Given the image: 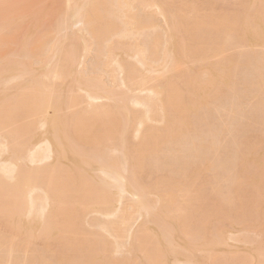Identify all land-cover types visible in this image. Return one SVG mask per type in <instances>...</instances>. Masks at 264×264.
Returning a JSON list of instances; mask_svg holds the SVG:
<instances>
[{
    "label": "bare ground",
    "instance_id": "obj_1",
    "mask_svg": "<svg viewBox=\"0 0 264 264\" xmlns=\"http://www.w3.org/2000/svg\"><path fill=\"white\" fill-rule=\"evenodd\" d=\"M45 1L0 0V264H216L214 253L222 246L229 247L228 228L237 226L236 222L238 226L242 224L234 217L225 218L221 206L229 204L238 209L237 213L242 211L252 167L263 175L260 171L264 168V139L246 138L242 144L236 137L233 142L236 130L243 125L241 118L237 122L235 115H230H239L236 105L241 100L235 97L238 103L230 101V111L227 109L224 115L230 117L225 118L223 113L225 123L220 120V127L212 128V118L210 125H200L198 129L193 119L201 117L202 109L213 103L216 106L222 92L220 99L226 98L223 89L231 88L241 99L238 95L242 91L238 89V93L235 84L238 74H234L237 65L242 67L240 54L236 64V57L225 54L224 49L228 50L230 40L234 43L236 36L240 42L244 39L264 44L263 0H254L252 5L255 1L257 5L245 10L242 17L224 12L223 18L217 20L220 16L213 14L211 7V16H197L193 0L187 8L175 5L180 0H50L48 4L54 8L49 13L51 5L47 12L39 7ZM151 8L156 10L150 11ZM158 16L163 17L166 27L157 23ZM250 17H255L253 22ZM249 18L251 21L245 23ZM72 20L82 27L72 32ZM259 28L260 34L256 30ZM205 33L209 37L218 35L216 38L222 42L213 43L211 35L208 39L212 43L206 44ZM224 33L227 38H220ZM233 35L235 40L231 39ZM127 39L131 41L128 43ZM12 44H17L16 49ZM91 52L95 54L88 56ZM244 53L243 56L249 55ZM86 54L95 55L93 60L84 59L89 66L82 61ZM259 56L260 60L257 54L249 58L258 59L257 71L253 70L257 72L256 83L253 81L256 92H252V87V96L264 92V53ZM214 57L219 59L213 61ZM81 64L84 68H80ZM154 72L158 75L151 76ZM105 75L110 77L109 83ZM121 85L147 93L133 94V90L124 87L120 90ZM103 98L113 102H94ZM85 102L87 105H83ZM259 102L254 103L258 104L256 108L264 110V96L261 106ZM230 118L237 123H229ZM249 121V125L254 123ZM228 123H233L235 132ZM259 125L264 127V120ZM229 131L235 135L226 141L227 136L223 137ZM204 133L205 138L201 137ZM224 141H230L229 149L233 142L235 153L222 152L227 149ZM219 151L227 153L223 157L226 161L231 159L228 155L234 154L232 162L227 165L223 158L212 159ZM174 159L180 160L177 168H173L178 166L173 164ZM221 161L224 165L220 168ZM40 162L45 164L36 165ZM144 165L151 175L158 172L155 169L167 170L168 175L146 183L140 174ZM259 178L253 179L255 187L252 185L246 192V199L250 191L253 193V197L249 195L251 200H245L251 206L247 205L251 219L243 221L246 230H257V237L261 238L264 177ZM226 180L231 182L227 188L223 183ZM206 182L218 198L209 206L204 201L211 196L205 197L202 191ZM126 193L136 200L128 197L125 202ZM197 209L203 214L201 231L193 232L188 223L191 212ZM93 212L103 217L87 220L86 216ZM136 217L153 225L148 226L142 219L140 232L131 234ZM85 224L96 228L87 240L83 237ZM126 233L136 240L127 248L125 242L123 245L119 241ZM245 234L238 240L252 247L245 246L243 264L245 260L264 264V240L255 242V237ZM41 238L46 243L43 251L33 245ZM137 244L145 256L142 258L147 259L145 263L134 253ZM196 253L203 256L199 254V258Z\"/></svg>",
    "mask_w": 264,
    "mask_h": 264
},
{
    "label": "rangeland",
    "instance_id": "obj_2",
    "mask_svg": "<svg viewBox=\"0 0 264 264\" xmlns=\"http://www.w3.org/2000/svg\"><path fill=\"white\" fill-rule=\"evenodd\" d=\"M49 1H50V0H46L45 2H43V3L39 6V7L42 6L41 9L44 7L42 10H43L44 12H47V9H49L48 7H50V5H51V9H49L47 13L51 12L52 9L54 8V6H53V8H52V4H48ZM194 1H196V2H194ZM208 1H209V3H208ZM240 1H241V2H240ZM248 1H249V2H248ZM253 1H254V0H243V1H242V0H218V1H217V0H216V1H215V0H212V2L214 3V5H212L211 0H193L192 5H193V7L197 10V11H196L197 16H201V15L204 14V13H207V15L210 14L209 16H211L212 14H211L210 12H208V10L212 11L211 8H213V9H214L213 11H215V12L212 11V13L215 14L216 16H220L219 18H216V20H217V19H221V18H223L222 16H224V15L226 14V13H225V14L222 15V13H224V12H227V14H230V15H232V13H233V14L235 13V14H236L235 16L242 17V14H243V13H244V15H245V14L249 11L250 8H253V7H251V6H253V5H255V4L257 3V2L255 1V4L252 5ZM185 2H186V3H185ZM187 2H188V3H187ZM191 2H192V0H180V1H178L175 5H176V6H182V5H183L185 8H187L188 6H190ZM205 2H207V3L205 4ZM46 3H47V5H45ZM210 3H211V5H209ZM263 3H264V0H263ZM43 4H44V5H43ZM192 5H191V6H192ZM256 5H257V4H256ZM46 6H47V7H46ZM183 6H182V7H183ZM207 6H208V8H209V7H211V8L208 9ZM202 7H203V8H202ZM244 7H246V9H245ZM241 8H242V9H241ZM153 9H155V8H151L150 11H152ZM237 9H238V10H237ZM155 10H156V9H155ZM155 10H154L153 12H155ZM239 10H240L242 13H241ZM245 10H246L247 12H246ZM231 11H233V12H231ZM243 11H244V12H243ZM156 12H157V11H156ZM237 12H239V13H237ZM200 14H201V15H200ZM219 14H220V15H219ZM240 15H241V16H240ZM202 16H204V15H202ZM216 16H215V17H216ZM232 16H234V15H232ZM232 16H231V17H232ZM158 17H159V18L157 19V20H158L157 23L160 21V22H159V25H160L161 27H162V26L166 27V23H165V20L163 19V17H162V16H158ZM229 17H230V16H228V18H229ZM231 17H230V18H231ZM213 18H214V15H213ZM250 18L252 19L253 17H250ZM250 18H249V19H246L247 21H245V19H244L245 23H248L249 20L251 21ZM254 18H255V17H254ZM254 18H253V20H252L251 22L254 21ZM211 19H212V18H211ZM213 20H215V19H213ZM72 21H74V23H73V22H70V23H69L70 26H71V28H69V29L72 30V32H73V29L76 31V30L79 29V27H82V26H81V23H77V24H78V25H77L75 20H72ZM244 21H243V22H244ZM71 24H72V25H71ZM164 27H163V28H164ZM209 28L212 29L211 27H209ZM209 28H208V29H209ZM70 30H69V31L66 30V31H67V32H70ZM256 30H257V32L259 33V31L261 30V28L256 29ZM202 31H204V29H203ZM205 31H208V30L206 29ZM205 31H204V32H205ZM216 31H217V30H216ZM210 32H211V30H210ZM213 32H214L213 34H218V33H215V31H213ZM217 32H218V31H217ZM70 33H71V32H70ZM201 33H202V32H201ZM211 33H212V32H211ZM260 33H262V30L260 31ZM260 33H259V34H260ZM205 34H206V33H205ZM209 34H210V33H209ZM219 34H220V33H219ZM219 34H218V35H219ZM221 34H223V33H221ZM206 35H207V36H206ZM206 35H204V36L206 37V40H207V43H206V40H205V37H204V40H205V43H206V44L212 43L213 40H211V39H214V40H215V41H213V43H214V42H215V43H216V42L218 43L219 41H221V39H219V41H218V39L216 38L218 35H216V37H214L215 35H212V34H211V35L213 36V38H211V35H210V37L208 36V34H206ZM225 35H226V34L224 33V35H221L220 38H223V37H224V38H225V37L227 38V36H225ZM201 36H203V34H202ZM234 36H236V35H233V38L231 37V39L235 40V39H234V38H235ZM87 37H88V35H87ZM237 37H238V36H236V40L239 41V38L237 39ZM201 38H202V37H201ZM208 38H211V39H208ZM218 38H219V37H218ZM226 38H225V39H226ZM240 38H241V37H240ZM128 40H129V39H127V41H128ZM210 40H211V41H210ZM228 40H229V39H228ZM236 40H235V41H236ZM240 40H241V39H240ZM130 41H131V40H129L128 43H129ZM202 41H203V40H202ZM208 41H209V43H208ZM225 41H226V40H224V42H225ZM230 41H231V42H230V46H231V47L229 46L228 50H227V47H225V49H224V50L226 51L225 54H227V55L230 54L234 59H235V57H236V59H235L236 64H237V62L239 61L240 64H241V66H242V67H240V66L237 65V68H238V69L234 67L235 69H237L236 71H235L234 68H233V71H235L234 74L236 73L235 75H237V74H238V75H241V76H239L240 78L238 77V75L236 76V77H237V78H236L237 80L235 81V82H236L235 84H237L236 87H238L236 90H237V92H238V89H239V91L241 90L242 93H243V90H245L246 93H243V94H245V95H243L242 93H241V95L239 94L238 96H241V99H240V98L237 97V95L234 94L235 92L232 91L231 88H229V89H231V90H229V89L226 88V89H227V90L225 89L226 91L223 89L224 93H225V92L227 93V94L225 93L226 95H224V97H226V98H223V97H222V99H220L221 96H223V92H222V95L220 94L219 98L217 99L219 102H218V101H215L216 106H215L214 103H213V104H211V105L209 106L210 108L208 107V109H210V110H208V109H204V110H203V109H202V110H201V111H202V114H200L201 117H197L199 121H198L197 119H195V118L193 119V121L195 122L196 127H198V126H200V125H207V126H208V124L210 125V123L213 122V127H212V128L214 129V126H215V125H216L217 127H220V126L222 125V124L219 125V123H220L219 121H220V120H221V121L223 120L222 118H224V117H225V118H226V117L229 118L231 114H232L233 117H234V115H235V117H236L235 119H237V122H238V121H241V119H242L241 124H243V125H240L241 127L239 126L238 130L241 131V130L246 129L247 127H249V128H248L247 131L244 132V133H242L243 131L239 132L238 130H236V129H234V128L232 129V125H233V123H234V124L237 123L236 120H233V119L230 118V121H228V120L226 119L229 123L235 121V122H233L231 125H230L229 123H228V124L231 126V130H233L234 132H235V130L237 131V133L235 132V134H237V135H235L234 132L229 131V132L226 133V134H228L229 136H228V135H224L225 137H223V138H226V136H227V139H226V141H227V140H229L230 138H232V137H230L231 134H232V136L235 135V139H234V140H233V138L231 139V140H233V142L236 141V137H237L238 140H242V141H240V143L243 144V142L245 141L246 138H247V139L250 138L251 140L261 139V138L264 139V138H263V137H264V127H263L262 125H259V124H261V121L264 120V118H263V117H264V116H263V114H264V110H263V109H259V108L257 107V108L260 110V111H259V110L256 108V105H258V104H257V103H256V105L254 104L255 102L260 101L261 104H260V102H259V104H260V106L262 105V100H263V96H264L263 93H264V92L261 93V95H258V94L256 95V94H255L254 96H252V94H254V93H252V92H256V90L254 91L255 87H253V84H254L253 81H255V83H256V79H257V74H256V73H257V72H256V71H257V70H256L257 68H256V67H257V66H256L255 63H257V62L255 61L256 58L250 60V59H251V56H252V58H253V56L256 57V54L258 55L259 60H260V57H261V56H259V55L261 54V52L264 53V51H263V50H264V44H259V42H257V43H250V42H248V41H246V40H244V39H243V41L241 40V42L239 41L240 44H238L239 42H238V43H235V41H234V43H232V40H230ZM221 42H222V41H221ZM228 42H229V41H228ZM217 43H216V44H217ZM231 43H232V45H231ZM241 43H242V44H241ZM244 43L246 44V46L244 45ZM13 44H14V43H13ZM13 44H12V45H13ZM227 44H228V43H227ZM251 44H252V45H251ZM12 45L10 46V49H11V50H13L14 48L16 49L17 44L13 45V46H15V47H13ZM210 45H214V44H210ZM241 45H242L243 47H241ZM247 45H248V46H247ZM238 46H239V47H238ZM12 47H13V49H12ZM251 49H252L253 51H251V53H249V51H250ZM248 50H249V51H248ZM81 51H82V53H83L84 49H81ZM242 51H243V53H242ZM255 51H256V52H255ZM257 51H258V52H257ZM92 52H93V50H92ZM92 52H91L89 55L86 54V56H87V55L90 56V55L92 54ZM237 52H239V53H237ZM244 52H246V54L249 53V55H244V56H245V57H244V56H243V54H245ZM259 52H260V54H259ZM82 53H80V55H81ZM235 53H236V54H235ZM93 54H95V52H94ZM93 54H92V55H93ZM239 54H240V55H239ZM241 54H242V56H241ZM238 55H239V58L241 57L239 60H238ZM86 56H84V57L82 58L83 64H85V66L88 65L89 61H88V63H85V62H86L89 58H90V60H93V58H94L95 55L92 56V57H88V56H87V58H86ZM234 56H235V57H234ZM247 56H248V57H247ZM242 57H243V58H242ZM258 57H257V58H258ZM91 58H92V59H91ZM245 58H247L248 60L246 61ZM249 58H250V59H249ZM84 59H87V60H84ZM218 59H219V57H214L212 60L215 61V60H218ZM241 59H242V60H241ZM236 60H238V61H236ZM240 60H241V61H240ZM243 60H244V62H243ZM253 60H254L255 62H254ZM256 60H258V59H256ZM133 61H135V59H133ZM245 61H246V62H245ZM248 61H250V65H251V63H252L255 67H254L253 65H251V66L248 65V66H247V64L249 63ZM252 61H253V62H252ZM90 62H91V61H90ZM239 62H238V64H239ZM241 62H243V63H241ZM245 63H246V65H245ZM258 63H259V62H258ZM83 64H81V66L79 65L80 68H82V66H83V68H84V65H83ZM86 64H87V65H86ZM243 64H244L245 66H244ZM89 65H90V63H89ZM89 65H88V66H89ZM257 65H258V64H257ZM79 66H78V67H79ZM243 67L246 68V69L249 68V73H247V72H248V69H247V70H246V69H243ZM252 67H253V69H252ZM255 68H256V69H255ZM240 69L245 70L246 74L250 75L249 78H250V77H251V78L249 79L248 76L244 74L245 72H243V70H240ZM250 69H251L252 71H251ZM254 69H255L256 71H253ZM239 70H240V72H239L240 74L238 73ZM233 71H232V72H233ZM252 72H254L255 75H254ZM155 73L158 75V72H154V73L151 74V76H152V75L154 76ZM241 73H242V74H241ZM156 74H155V75H156ZM243 74H244V75H243ZM253 75H254V77H253ZM105 76H106V75H105ZM244 76H246L247 79H245ZM263 76H264V75H263ZM107 77H109V76L107 75V76L105 77V78H106L105 81H107V82L109 83L111 79H110V77H109V79H108ZM242 77L245 79V82H242V80H244ZM252 78H253V79H252ZM254 78H256V79H254ZM234 79H235V78H234ZM238 79H239V80H238ZM240 79H242V80H240ZM262 79L264 80V78H262ZM246 80H247V81H246ZM249 80H252V81L248 82ZM237 81H238V82L241 81V83H237ZM243 83H244L245 85H244ZM233 84H234V83H233ZM235 84H234V85H235ZM242 84L244 85V88H242V87H243ZM250 84H251V86H250ZM240 85H241V86H240ZM247 85H248V88H247V87L245 88V86H247ZM255 85H256V84H255ZM255 85H254V86H255ZM122 87H124V88H123L124 90H127V91L130 90L129 88H126V89H125L126 86H124V85H121L119 89H120V90H123ZM232 87H233V86H232ZM236 87H235V88H236ZM250 87H251V88H250ZM252 87H253V89H252ZM112 88H113V87H112ZM133 88H134V87H132V89H131V90H133V92H131V90H130V92L133 93V94H135L136 91H137L136 94H138V95H141V93H142L143 95H144L145 93H147V92H145V93H144V92H139L138 90H135V89H133ZM235 88L233 87V89H235ZM241 88H242V89H241ZM251 89H252V92H251ZM257 89H258V86H257ZM263 89H264V88H263ZM228 90H229V91H228ZM259 90H260V89H259ZM227 91H228L229 93H228ZM230 91H231V92H230ZM241 91H240V92H241ZM247 91H248V92H247ZM257 91H258V90H257ZM200 92H201V91H200ZM240 92H238V93H240ZM250 92H251L252 94H251ZM260 92H261V91H260ZM82 93H83V92H82ZM238 93H237V94H238ZM248 93H249V94H248ZM258 93H259V92H258ZM83 94H84V93H83ZM228 94H229V95H228ZM230 94H232V95H230ZM246 95H247V97L245 98ZM249 95H251V97H249ZM227 96H228V97H227ZM230 96H231V99L229 98ZM242 96H243V98H242ZM255 96H256V97H255ZM233 97L237 98V101H240V100H241V101L238 103ZM254 97H255V98H254ZM250 98H251V99H250ZM256 98H257V100H255ZM223 99H224V100H223ZM226 99H227V101H226ZM228 99H229V100H228ZM238 99H239V100H238ZM243 99H244V100H243ZM246 99H249V100H246ZM233 100H234V101H233ZM253 100H255V101H253ZM96 101H97V102H96ZM96 101H94V102H95V103H99V104H101L100 102H102V104H104V103L106 104L107 102H108V103H112V102H113V101L110 102L111 100H109V99L107 100V99H105V98H103V100H102V99H99V100L97 99ZM106 101H107V102H106ZM223 101H224V102H223ZM225 101H226V102L229 101L228 103H230V101L237 102L238 104L235 103V104H237V105H236L237 107H236V106H235V107H236V111H239V112H240V113L238 112V114H239L240 116L237 115V113H230L229 117H228V116H224V115H226V113H227V109L229 110V108H231V107H230V106H231V103L228 105V103L226 104ZM90 102H91V101H90ZM92 102H93V101H92ZM241 102L244 103V104H242ZM219 103H220L221 105H223V107L220 106ZM222 103H224V104H222ZM240 103H241V104H240ZM245 103H247L248 105L245 104ZM251 103H252V105H251ZM239 104H240L241 106H239ZM253 104H254L255 106H253ZM83 105H87V102L83 103ZM217 105H218V106H217ZM242 105H244V109H243ZM246 105H247V106H246ZM211 106H212L213 108L216 107V109L214 108L215 112L213 111V108H212ZM224 106H226V107H224ZM248 106H253V108H252V107H248ZM220 107H221V108H220ZM228 107H229V108H228ZM232 107H234V104H232ZM235 107H234V108H235ZM240 107H241V108H240ZM246 107H247V108H246ZM234 108H233V110H234ZM245 108H246V112H245ZM254 108H256V109H255L256 111L254 110ZM262 108H263V106H262ZM211 109H212V110H211ZM220 109H221V110L223 109V110L221 111ZM242 109H243V110H242ZM250 109H251V110H250ZM216 110H217V111H216ZM247 110H248V111H247ZM252 110L255 111V113H254ZM257 110H258V113H257ZM262 110H263V111H262ZM211 111H212L213 114L211 113ZM218 111L221 112V113L219 112L220 115L217 113ZM223 111H224V112H223ZM229 111H230V110H229ZM203 112H204V113L206 112V114H207V113H208V114L205 115ZM234 112H235V111H234ZM250 112H251V113L253 112V113L251 114ZM259 112H261V113H259ZM200 113H201V112H200ZM216 113H217V114H216ZM223 113H224V114H223ZM246 113H247V114H246ZM222 114H223L224 117L221 116ZM228 114H229V113H228ZM228 114H227V115H228ZM259 114H260V115H259ZM251 115H252V116H251ZM261 115H262V117H261ZM205 116H207V119L205 118ZM209 116H210V118H209ZM213 116H214V117H213ZM220 116H221V119H220ZM232 116H231V117H232ZM237 116H238V117H237ZM203 117H204V118H203ZM242 117H243V118H242ZM212 118H213V119H212ZM214 118H216V122H214V121H215ZM240 118H241V119H240ZM245 118H247L248 120L245 119ZM201 119H202V120H201ZM211 119H212V120H211ZM250 119L252 120V123L254 122L252 125H249V123L251 122V121H249ZM261 119H262V120H261ZM195 120H196V121H195ZM200 120H201V122H200ZM210 120H211L212 122H211ZM217 120H218V121H217ZM226 120H225V121H226ZM231 120H233V121H231ZM253 120H254V121H253ZM259 120H260V121H259ZM255 121H256V123H255ZM159 122H160V124H159ZM203 122H204V123H203ZM205 122H206V124H205ZM217 122H218V123H217ZM222 122H224V121H222ZM156 123H157L158 125H161V124H162L161 121H154V124H156ZM198 123H199V124H198ZM201 123H202V124H201ZM207 123H208V124H207ZM224 123H225V122H224ZM257 123H258V124H257ZM157 124H156V125H157ZM238 124H239V123H238ZM211 125H212V124H211ZM207 126H206V127H207ZM216 126H215V127H216ZM234 126H235V125H234ZM234 126H233V127H234ZM236 126H237V125H236ZM245 126H247V127L244 128ZM250 126H251V127H250ZM217 127H216V128H217ZM258 127H259V128H258ZM208 128H209V129H208ZM208 128H207V129L210 130L211 127L209 126ZM198 129H199V127H198ZM198 129H197L196 134H198ZM201 129H202V128H201ZM203 129H204V128H203ZM207 129H206V130H207ZM261 129L263 130V133H262V130H261ZM206 130H205V131H206ZM229 130H230V128H229ZM252 130H253V131H252ZM225 131H228V130H225ZM225 131H224V132H225ZM206 132L210 134V131H206ZM201 133H203V132H201ZM229 133H230V134H229ZM223 134H224V133H223ZM252 134H253V135H252ZM203 135L207 136V134L204 133V134L201 135V137H202ZM240 135H241V136H240ZM260 135H261V137H260ZM239 136H240V137H239ZM233 137H234V136H233ZM203 138H205V137L203 136ZM241 138H242V139H241ZM223 140H224V139H223ZM223 140H222V141H223ZM238 140H237V141H238ZM226 141H224V143H225ZM262 141H263V142H262V149H263V148H264V140H262ZM229 142H230V141H229ZM229 142H226V143H225V144H227V145H226V148H227L228 150L226 149V151H225V148L222 147V148H224L222 152H227V153H228V151H229L228 154H230V152H231V153H232V152L235 153V152H234V151H235V150H234L235 147L233 146V142H232V147H233V148L231 147V149H229V148H230L229 145L231 144V143L229 144ZM225 144L222 143V145H225ZM238 144H239V143H238ZM234 145L236 146V144H234ZM230 146H231V145H230ZM241 147L243 148V146H241ZM222 152L220 153V151H219V152H217V154H213L212 159L215 158V160H216V159L218 160V159H220V158L222 159L223 157H225L227 153L225 154V153H222ZM182 153H183V152H182ZM184 153H185V152H184ZM219 153L221 154V157H220ZM215 155H216V156L218 155V157H216ZM222 155H223V156H222ZM224 155H225V156H224ZM231 155H232V154H231ZM231 155H228V156H230L231 159L233 160L232 157H233L234 154H233L232 156H231ZM263 155H264V152H263ZM228 156H227V157H228ZM210 157H211V156H210ZM221 159H220V160H221ZM225 159L227 160V158H225ZM225 159L223 158V160H225ZM231 159H230V160H231ZM146 160H147V159H146ZM226 160L224 161V164H225V162H227V165H228V164H230V162H232V160L230 161L229 158H228V161H226ZM47 161H48V163H49V160H47ZM51 161H52V159H50V162H51ZM172 161H173V160H172ZM44 162L47 164L46 161H44ZM44 162H43V163L40 162V163H38V164H36V165H40V164H41V165H44V164H45ZM129 162H130V161H129ZM175 162L177 163L178 166H176V167L173 166V168H177V167H179V165H180V160H178V159H174V161H173V164H174V165H175ZM218 162H219V161H218ZM224 164H223V161H221V165L219 164V165H220V168H221V166L224 165ZM263 164H264V162L262 163V165H263ZM217 165H218V164H217ZM219 165H218V166H219ZM227 165H226V168H227ZM144 167H145V165H144ZM160 167H161V166H160ZM160 167H159V168H160ZM162 167H164V166H162ZM171 167H172V166H171ZM171 167H170V168H171ZM222 167H223V166H222ZM224 167H225V166H224ZM165 168H166V167H165ZM170 168H169V169H170ZM173 168H172V170H173ZM226 168H225V169H226ZM145 169H146V167L143 168V172L141 171L140 174L142 175V173H143V175H142L141 177H142V179H144V181H145L146 183H147V182H153L154 179H155L157 176H159V175H160V176H161V175H166L167 172H168L167 170H163V171H162V170H160V169H159V170H158V169H155V170L158 171V172H153V173H152L153 175H151V173H148ZM161 169H162V168H161ZM255 169H256L255 167H252L253 172L251 171L252 173H250V174H251V176H250V180H251V181L249 182V183H250V184H249V188H250V189L252 188V187H251L252 185L254 186L253 182H255L254 180H256L257 177H258V178L260 177L259 179H263V177H264V170H263L264 168L262 169V171H260V172H263V173H262V174H263L262 176H261V174L259 173V171L256 172ZM147 170H149V169H147ZM172 170L169 171V172H173ZM150 171H152V169L149 170V172H150ZM164 171H166V172H164ZM219 171H221V170H219ZM221 172H222V171H221ZM94 173H95V171H94ZM222 173H223V172H222ZM222 173H220V174L222 175ZM225 173H226V172H224V174H225ZM250 174H249V175H250ZM257 174H260V175H257ZM150 175H151V176H150ZM167 175H168V174H167ZM208 175H209V174H207V176L205 175V177L207 178ZM143 177H144V178H143ZM145 178H147V179H145ZM150 178H151V179H150ZM157 178H158V177H157ZM157 178H156V179H157ZM251 178H252V179H251ZM142 179H141V180H142ZM253 179H254V180H253ZM152 180H153V181H152ZM260 181H261V180H260ZM228 182H230V181H228V180H226L225 182L223 181V183H225V184H224V187H225V188H227L228 185H231V182H230V184H227ZM206 183H207V182H206ZM206 183L204 184V186L202 185V186H203V187H202V191H203V190L205 191V194H204L205 197L208 196V195L211 196V197H208L209 199L206 197V198H205L206 200L204 201L205 203L208 202V203H207V204H208L207 206H209V204H212L214 201H217L218 198H216V195H217V194H216L215 192H213L212 190H210V189H208V188L206 187V186H209V187H210V185L208 184L209 182H208L207 184H206ZM226 184H227V186H226ZM232 186H233V185H232ZM224 187H223V189H224ZM229 187H231V186H229ZM234 187H235V185H234ZM234 187H233V188H234ZM254 187H255V186H254ZM254 187H253V188H254ZM210 188H211V187H210ZM249 188H248L247 186H245L246 192H247V190H250ZM245 189H244V190H245ZM254 190H256V189L254 188ZM223 191H224V190H223ZM225 191H228V189L225 190ZM246 192L244 191L245 194H244V193H243L244 195L242 194V195H243V200H244V202H245L243 206H244L245 208H244L243 206L241 207V209H242L243 212H242L241 210H239V211H240L239 213L241 214V216H240L239 213H237V212H238V211H237L238 209L233 208V206H230L229 204H222V206H221L222 208L224 207V210L221 208L220 211L222 210L221 212H223V215H225V218L228 217V218L233 219V217H234V220H236V219H237V220H238V219L241 220V221H242V224H241L240 226H238V222H236V223H237V224H236L237 226L234 225L233 228H231V229L228 228L227 231H228L229 233L227 232V236L229 237V240H228L229 247H227V245H228V244H227V245H225V246H222L220 249H218L220 252L217 250L218 252H216V254L214 253V255L216 256V257H215V258H216V264H243V259H244V257L246 256V255H245L246 252H245L244 254H243V252H244V251H247V250H244V249H245L246 247L249 248L250 245L247 244L246 242H243V241L241 242L240 240H238V236L241 238V237L243 236V234H245V233L247 232L244 236H250V237H252L251 239H254L253 237H255V242H257V241L259 242V240H257V239H259L260 237H257V236L260 235V234H259V232H258L257 230H255L256 233H255L254 230H252V231H251V230H246L247 227L245 226L246 223H245L244 221H246V220L249 221L248 219H251V218H250L251 216H250V214H249V213H250L249 211L251 210V209H249V208H250L251 206L248 205V203H246L245 200L250 199V198L253 197V195H252L253 193H251V191H250V192H249V195L251 194L250 196H252V197H249V195H248V197H247V199H246V198H245ZM255 192H256V191H255ZM203 193H204V192H203ZM207 194H208V195H207ZM247 194H248V193H247ZM124 195L127 196V198L124 197V200H125V199L127 200L128 197H129V200H133V201H134V199L136 200V198H135L134 196H132L131 194H129V193H126V194H124ZM214 195H215V196H214ZM235 195H236V194H235ZM254 195H255V193H254ZM213 196H214V197H213ZM130 198H132V199H130ZM213 198H214V199H213ZM244 198H245V199H244ZM211 199H212V200H211ZM126 200H125V202H128V201H129V200H127V201H126ZM250 200H251V199H250ZM247 201H248V200H247ZM247 205L250 206V207L247 208ZM231 208H233V209H231ZM234 209H235V211H234ZM247 209H249L248 212H247V215H244V214H246V213H244V211L247 210ZM230 210H232V211H230ZM224 212H226V213H224ZM232 212H233V214H232ZM191 213H192L191 219H189V223H188V221H187V223L190 224V227H191L190 229H191V231H193V232H194V231H198V232H199V231H201V229H200L201 224H200V223H202L201 220H202V218H203V214L201 215L202 211H200V209H199V210L197 209V210H193ZM234 214H236V215H234ZM200 215L202 216L201 220H200ZM232 215H233V216H232ZM96 216H98V217H96ZM99 216H100V217H99ZM238 216H240V217L238 218ZM243 216H245V217H243ZM248 216H249V217H248ZM101 217H103V216H101L99 213H96V212H93V213H91V214L89 213V215L86 216L87 220H90V219H93V218H101ZM242 217H243V218H242ZM137 218H138V217H136V221L133 220V226H132V229L129 227L130 230H131V231H130L131 234H133L134 231H135L136 234H138V233L140 232V229L142 228V227H140V226H142V224H143V223H141V221H142L143 218H141V217L138 218V219H137ZM245 219H246V220H245ZM139 220H140V221H139ZM243 220H244V221H243ZM143 221H144V219H143ZM239 222H240V221H239ZM134 223H135V224H134ZM144 223H148V226H152V225H153V223H152V222L150 223L149 221H148V222H145V221H144ZM243 223H245V224H243ZM146 226H147V225H146ZM187 226H188V228H189V225H187ZM84 227H85V228H84V232H83V233H84V234H83V237H84V239L87 240V238L93 236V234H92L93 232H92V231H95L94 229H96V228H93V226H91V225H89V224H85ZM137 227H138V230H136ZM196 227H197V228H196ZM194 228H196V229H194ZM133 229H134V230H133ZM137 231H138V232H137ZM91 232H92V233H91ZM248 232H249V233H248ZM257 232H258V233H257ZM250 233H251L252 236L250 235ZM91 234H92V235H91ZM136 234H135V235H136ZM107 235H108V234H107ZM229 235H230V236H229ZM241 235H242V236H241ZM34 236H37V235H34ZM126 236H127V237H126ZM261 236H262V235H261ZM182 237H183V236H182ZM232 237H234L233 240H232V239L230 240V238H232ZM130 239H131V241H130ZM261 239L264 240V237L262 236V237L260 238V241H262ZM88 240H89V239H88ZM127 240H128L129 242H128ZM132 240L134 241V235L131 236V237H129V236L127 235V233H126L125 237L119 238V241H120L122 244L125 242V247H126V248H127V245H130V244H128V243H130V242L132 243V242H133ZM236 240H237V241H236ZM256 240H257V241H256ZM126 241H127V242H126ZM177 241H178L179 243H181L180 241H182V240H178V238H177ZM239 241H240L241 243H240ZM43 242H45L43 238H41V239H39V240L37 239V240L34 241V244H33V245H35V246L37 245L36 247H38L39 251H41L42 249L45 250V246H46L45 244H46V243H43ZM134 242H136V240H135ZM35 243H36V244H35ZM244 243H245V245H244ZM134 244H135V243H134ZM233 244H234L235 246H234ZM123 245H124V244H123ZM138 245H139V244H137V246H136L137 248H136V249L139 251ZM232 245H233V247H231ZM236 245H237L238 248L236 247ZM243 245H244V246H243ZM245 246H246V247H245ZM42 247H44V248H42ZM125 247L123 246V250H124ZM139 247H140V246H139ZM226 247H227V248H226ZM239 247H240V248H239ZM250 247H252V245H251ZM223 248L225 249V251H223ZM40 249H41V250H40ZM226 249H227V250H226ZM236 249H237V250H236ZM43 250H42V251H43ZM125 250H126V249H125ZM137 250L134 251V253L137 254L136 256H138L137 258L139 259V257H140L141 260L144 261V263H145V261H147V259H143L142 257H143L144 255H141V254H140V251L137 252ZM228 250H230V251H228ZM231 250H234V253H236V254L233 255V251L231 252ZM239 250H240L241 252H240ZM222 251H223V252H222ZM198 252H199V251H198ZM225 252H226V253H225ZM196 254H197L196 256L199 257V258H201V257L203 256L202 253H199V254H202L201 257H200V255H199L198 253H196ZM217 254H218V255H217ZM239 254H240V255H239ZM242 254H243V255H242ZM238 255H239V257H238ZM231 256H232V257H231ZM144 257H145V256H144ZM218 257H219V258H218ZM233 257H235V258H233ZM217 258H218V260H217ZM214 260H215V259H214ZM238 260H239V261H238ZM222 261H223V262H222ZM234 261H235V262H234ZM247 261H248V260H247ZM247 261L245 260L244 262H246L247 264H255V261H253V263L251 262L252 260H251V261L249 260L248 262H247ZM218 262H219V263H218ZM246 263H245V264H246ZM213 264H215V263H213Z\"/></svg>",
    "mask_w": 264,
    "mask_h": 264
}]
</instances>
